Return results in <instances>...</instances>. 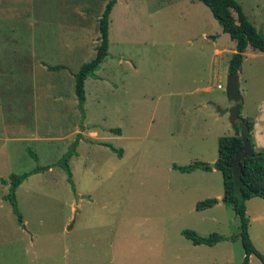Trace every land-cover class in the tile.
Here are the masks:
<instances>
[{
  "label": "rangeland",
  "instance_id": "obj_1",
  "mask_svg": "<svg viewBox=\"0 0 264 264\" xmlns=\"http://www.w3.org/2000/svg\"><path fill=\"white\" fill-rule=\"evenodd\" d=\"M109 1L0 0V264H241L221 172L172 169L215 164L219 138L235 135L225 92L235 43L197 0H116L82 115L75 74L95 56ZM236 1L264 35V0ZM257 57L241 66L244 113L264 100ZM73 146L69 182L56 164ZM33 171L15 193L19 224L2 180ZM205 199L217 203L197 211ZM246 216L264 256V201H248ZM184 230L225 240L195 246Z\"/></svg>",
  "mask_w": 264,
  "mask_h": 264
},
{
  "label": "trees",
  "instance_id": "obj_2",
  "mask_svg": "<svg viewBox=\"0 0 264 264\" xmlns=\"http://www.w3.org/2000/svg\"><path fill=\"white\" fill-rule=\"evenodd\" d=\"M197 1L210 10L214 19L221 26L223 33L227 34L231 41L235 43L234 51L231 53L228 61V74L235 75L240 73L246 52L264 53V35L248 20L239 2L236 0ZM115 4L116 0H110L99 18V44L95 48L94 58L84 63L75 74L74 91L78 101V108L82 112V115L86 102L85 82L89 77L94 76V73L100 68V65L108 56L109 18ZM57 69V67L53 68V70ZM244 120L249 129L251 148L254 149V144L251 142V132L254 122L249 118H244ZM114 131L117 135L120 134L119 129ZM104 145L118 156H121L123 153V150H116L110 145ZM242 146L243 143L240 136L220 137L218 140V157L214 168L221 172L223 178V196L221 201L226 206L231 207L240 220L239 233L231 236L230 240L235 241L238 238L241 240L244 249V258L241 264H249V258L252 255L256 256L264 264V256L256 250L251 242L248 231L249 221L246 216V204L248 201L253 198H259L264 201V149L259 151L253 150L252 157H239L236 161V155ZM74 147L56 164V166H59L67 173L69 182L71 181V172L68 161L76 153ZM31 156L34 159L36 158L35 154H31ZM172 169L181 173H189L196 169L204 171L211 170L209 166L201 162H194L187 166L173 165ZM36 172L33 171L20 175L12 174L9 176L8 181L2 180L4 184L9 186V192L5 196V200L10 204L12 212L16 215L19 224H22L23 221L17 207L15 193L23 181ZM216 203V199H205L204 201L198 202L195 209L197 211H204L214 207ZM182 235L195 246L206 245L212 247L225 240L223 236L217 233L202 237L194 231L184 230L182 231Z\"/></svg>",
  "mask_w": 264,
  "mask_h": 264
},
{
  "label": "water",
  "instance_id": "obj_3",
  "mask_svg": "<svg viewBox=\"0 0 264 264\" xmlns=\"http://www.w3.org/2000/svg\"><path fill=\"white\" fill-rule=\"evenodd\" d=\"M226 96L227 99L233 103V105L226 111L229 114V123L234 130L236 136H240L243 146L236 155V161L239 157H252L253 149L249 140V129L246 121L241 117V95H240V83L238 74H229L226 84ZM209 168H214L215 164L207 165ZM219 203H222L220 201Z\"/></svg>",
  "mask_w": 264,
  "mask_h": 264
},
{
  "label": "crops",
  "instance_id": "obj_4",
  "mask_svg": "<svg viewBox=\"0 0 264 264\" xmlns=\"http://www.w3.org/2000/svg\"><path fill=\"white\" fill-rule=\"evenodd\" d=\"M250 53H252V52H249V51L246 52L244 60H246V58L249 55H250V57L255 56V58H258L257 56L264 57V53H262V54H255V53L250 54ZM54 67L58 68V65H50V67H48L49 69H47V70H49V71L53 70ZM241 77H242V73L240 71V73H239V83H240ZM241 105H242L241 112H240L241 117L243 119L244 118L252 119L253 122H254L253 130L251 132V137H252V141H253L254 145L256 146V149H264V100L257 105V109H256V112L254 114H250L248 112H245V113L242 112V109H243L242 100H241ZM76 132H77L76 130L72 131L73 134L76 133ZM93 133H95V132H93ZM50 169H51V167L49 168V170Z\"/></svg>",
  "mask_w": 264,
  "mask_h": 264
},
{
  "label": "built area",
  "instance_id": "obj_5",
  "mask_svg": "<svg viewBox=\"0 0 264 264\" xmlns=\"http://www.w3.org/2000/svg\"><path fill=\"white\" fill-rule=\"evenodd\" d=\"M218 88H220V86H218Z\"/></svg>",
  "mask_w": 264,
  "mask_h": 264
}]
</instances>
